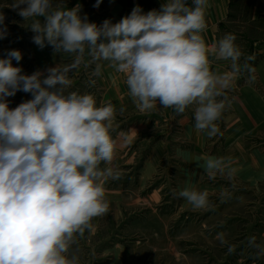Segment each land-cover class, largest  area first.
Masks as SVG:
<instances>
[{
	"label": "clouds",
	"instance_id": "1",
	"mask_svg": "<svg viewBox=\"0 0 264 264\" xmlns=\"http://www.w3.org/2000/svg\"><path fill=\"white\" fill-rule=\"evenodd\" d=\"M207 6L208 0H192L191 6L187 0H168L160 11L143 14L137 6L120 22L105 20L98 27L81 18L79 5L51 11V0H16L12 8L24 20L45 18L30 25L36 45L77 55L71 64L48 68L46 76L40 71L25 75L14 67L12 60L22 59L18 50L0 59V264H80L78 255H69L71 246L93 230V218L109 210L105 183L120 173L100 164L111 165L114 159L116 110L110 102L97 106L91 94L67 91L73 83L69 73L84 62L85 46L91 62L108 61L125 75L140 111L159 102L181 114L196 104L195 129L209 137L218 133L215 121L228 98H216L230 87L233 75L254 72L248 64L254 56L239 63L243 53L232 34L209 49L201 35ZM4 20L0 12V39L8 35ZM209 52L230 60L233 75L211 71ZM100 73L97 63L93 75ZM17 91L33 99L10 109L7 97ZM230 165L231 160L210 157L204 168L214 177L226 169L231 175ZM178 195L194 210L210 206L207 191L185 188ZM217 239L226 243L223 233Z\"/></svg>",
	"mask_w": 264,
	"mask_h": 264
},
{
	"label": "crops",
	"instance_id": "2",
	"mask_svg": "<svg viewBox=\"0 0 264 264\" xmlns=\"http://www.w3.org/2000/svg\"><path fill=\"white\" fill-rule=\"evenodd\" d=\"M126 1L121 0L120 5L116 0L112 6H88L92 10H85L87 6L79 7H83V18L87 17L88 22L100 27L105 20L112 24L120 22L137 6L147 14L152 10L160 11L161 6L168 2L129 0L130 4L126 6ZM249 3L248 0H208L206 29L201 35L209 49L226 34H232L236 37V46L243 53L239 63L243 64L247 56H254L248 61L254 72L243 71L233 75L230 60H217L209 52L211 71L218 75H233L230 87L223 89V95L216 98L219 101L227 96L230 103L226 102L220 118L215 121L219 129L215 136L209 137L207 131L195 129L196 104L188 106L181 114L172 108H163L159 102L150 111H140L129 95L125 75L109 67L108 61H96L101 65L99 83L102 85V99L99 106L110 102L116 110L115 130L111 132L116 141L114 159L111 165L101 162L100 168L113 167L119 171L120 178L113 183L122 192L139 195L145 203L151 199L161 201L165 194L163 189L169 183L162 184V190L154 185L156 191L146 194L149 182L152 183L160 170L172 178L175 174L178 193L185 188L214 193L223 190L225 184L236 177L247 180L251 187L264 181V6ZM187 4L191 6L192 0H187ZM7 31L6 38L0 39V59L7 58L12 48L20 51L22 59L19 62L13 59L12 64L20 67L22 74H28L24 52L27 43L34 55L31 57L33 72L41 71L49 62L54 63L60 58L75 59L76 53L56 52L47 44L41 49L24 36L23 39L18 35L12 38L9 27ZM86 52L89 55L88 50ZM121 108L124 109L122 114ZM210 157L231 160V175L226 169L225 174L216 173L207 183L209 175L204 164ZM180 198L181 203L188 204L186 199Z\"/></svg>",
	"mask_w": 264,
	"mask_h": 264
},
{
	"label": "rangeland",
	"instance_id": "3",
	"mask_svg": "<svg viewBox=\"0 0 264 264\" xmlns=\"http://www.w3.org/2000/svg\"><path fill=\"white\" fill-rule=\"evenodd\" d=\"M248 1L253 5L264 6V0ZM15 2L0 0V12L5 16L4 24L10 28L12 38L18 35L21 39L24 36L32 41L37 35L31 30L32 20L39 19L43 24L45 18L24 20L18 15L19 10L12 8ZM51 4V11L77 5L87 6L85 10H88V6L96 5V0H51ZM114 4L116 0H100L99 6ZM129 4L127 0L126 6ZM262 9L264 12V7ZM82 10L83 7H79L81 18ZM245 13L249 15L250 12ZM29 47L27 43L24 49L28 71L25 75L34 73L31 58L34 55ZM86 50L87 46L84 62L69 73L73 83L67 91L91 94L99 106L102 85L99 83V75H93L97 62H91V56L86 55ZM73 61L60 58L54 63L49 62L40 72L46 76L48 68L68 65ZM31 99V93L23 91L7 97L10 109ZM169 175L160 170L152 183L149 182L146 189L149 195L156 191L154 185L161 187V190L162 184L169 185L163 189L165 194L161 201L151 199L147 203L142 202L139 195L122 192L113 183L115 179L110 178L105 186L108 212L93 218V230H86L83 237H77V243L71 246L69 255H78L80 264H264V181L251 187L247 185V180L236 177L225 184L223 190L214 193L207 191L209 208L194 210L191 204L181 203L175 188V174L173 178ZM211 179L208 176L206 182L210 183ZM221 233L226 243L217 239ZM253 237L254 244L250 245L249 240ZM229 246L234 251L229 252Z\"/></svg>",
	"mask_w": 264,
	"mask_h": 264
}]
</instances>
